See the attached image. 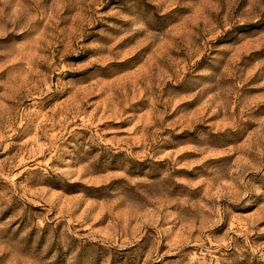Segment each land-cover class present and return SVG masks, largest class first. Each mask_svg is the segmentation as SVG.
<instances>
[{"label":"rangeland","instance_id":"obj_1","mask_svg":"<svg viewBox=\"0 0 264 264\" xmlns=\"http://www.w3.org/2000/svg\"><path fill=\"white\" fill-rule=\"evenodd\" d=\"M0 264H264V0H0Z\"/></svg>","mask_w":264,"mask_h":264}]
</instances>
